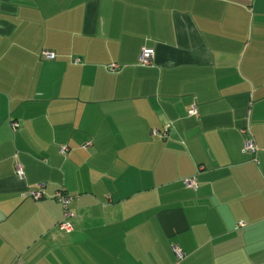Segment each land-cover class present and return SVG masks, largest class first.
<instances>
[{
    "label": "crops",
    "instance_id": "1",
    "mask_svg": "<svg viewBox=\"0 0 264 264\" xmlns=\"http://www.w3.org/2000/svg\"><path fill=\"white\" fill-rule=\"evenodd\" d=\"M173 246L264 264V0H0V264H175Z\"/></svg>",
    "mask_w": 264,
    "mask_h": 264
},
{
    "label": "built area",
    "instance_id": "2",
    "mask_svg": "<svg viewBox=\"0 0 264 264\" xmlns=\"http://www.w3.org/2000/svg\"><path fill=\"white\" fill-rule=\"evenodd\" d=\"M42 55L44 58L52 60L55 58V53L51 50L48 49H43L42 50ZM151 53L147 52V51H142L141 54L139 55V62L142 65H147L151 62ZM109 68L111 70H116L118 69V65L115 63H111L109 65ZM192 115H197V110L195 107H193L192 111H191ZM10 125L14 128L17 126V122L16 121H10ZM170 124H166L164 125V127L162 129H156L153 128L151 130V135L155 136L158 135L160 137H165V135L167 134L168 128H169ZM241 132L243 134H245V140H244V145L242 147V151L244 153H248L249 155H251V158L258 162L257 158H256V145L254 144L253 140L249 137V130L248 127H244L243 129H241ZM247 135V136H246ZM67 150L66 146H62L60 148V152L64 153ZM16 167V173L19 177H22L23 175V171L21 169V166L19 164L15 165ZM183 183L187 186V187H192V188H196L197 186V180H196V176H190V177H185L183 179ZM30 195L32 196V198L37 199L39 197H41V192L36 189L30 192ZM54 197L61 203L63 209H64V214L65 216L69 215V212L67 210V205L68 202L70 200V196L66 195L63 191L58 190L55 192ZM238 226H244V222L240 221L238 223ZM58 227L60 229H64L66 231L71 230V224L66 221V220H62L58 223ZM173 251H174V255H175V264H182V261L184 259V252L181 248H179L178 246H173Z\"/></svg>",
    "mask_w": 264,
    "mask_h": 264
},
{
    "label": "trees",
    "instance_id": "3",
    "mask_svg": "<svg viewBox=\"0 0 264 264\" xmlns=\"http://www.w3.org/2000/svg\"><path fill=\"white\" fill-rule=\"evenodd\" d=\"M244 226H245V224H244ZM244 226H240V228H241V227H244Z\"/></svg>",
    "mask_w": 264,
    "mask_h": 264
}]
</instances>
